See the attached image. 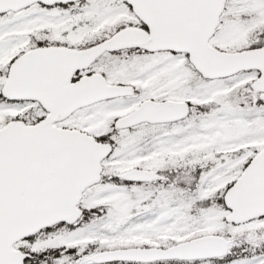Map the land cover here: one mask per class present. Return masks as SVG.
Instances as JSON below:
<instances>
[{
  "label": "snow or ice",
  "instance_id": "obj_1",
  "mask_svg": "<svg viewBox=\"0 0 264 264\" xmlns=\"http://www.w3.org/2000/svg\"><path fill=\"white\" fill-rule=\"evenodd\" d=\"M0 264H264V0H0Z\"/></svg>",
  "mask_w": 264,
  "mask_h": 264
}]
</instances>
